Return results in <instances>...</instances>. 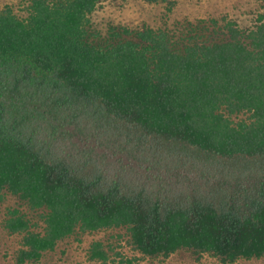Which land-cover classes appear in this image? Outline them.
I'll list each match as a JSON object with an SVG mask.
<instances>
[{"label":"trees","instance_id":"trees-1","mask_svg":"<svg viewBox=\"0 0 264 264\" xmlns=\"http://www.w3.org/2000/svg\"><path fill=\"white\" fill-rule=\"evenodd\" d=\"M20 1L27 17L0 9V203L18 199L3 221L23 236L15 264L123 229L148 261L264 257V4L246 25L225 14L104 34L93 14L127 0ZM116 250L94 241L90 259L139 260Z\"/></svg>","mask_w":264,"mask_h":264},{"label":"rangeland","instance_id":"rangeland-1","mask_svg":"<svg viewBox=\"0 0 264 264\" xmlns=\"http://www.w3.org/2000/svg\"><path fill=\"white\" fill-rule=\"evenodd\" d=\"M7 4L15 7L20 17H27V4L20 0H0V9ZM264 4L263 0H178L173 12H168L167 4H149L145 0H127L123 3L106 2L92 16L93 26L106 34L110 26L140 25L147 23L155 28H175L178 22L185 19L196 20L203 17H219L225 14L238 19L243 25L252 22L256 13ZM249 116V115H248ZM245 114L235 115L233 119L238 122L248 119ZM18 199L9 194L5 203H0V264H15L17 251L21 248L23 236L11 234L3 227L6 209L14 206ZM25 210H28L25 208ZM33 218V212L29 211ZM121 234L119 240L117 235ZM126 230H107L92 234H78L60 243L53 252L46 253L40 262L30 264H103L90 259V247L94 241L100 240L105 246H117L125 258H139L134 264H223L220 259L206 255L197 259L188 251H180L166 261L160 259L150 260L141 253L135 252L128 244ZM119 260V259H117ZM109 264H121L109 263ZM232 264H264V257L243 259Z\"/></svg>","mask_w":264,"mask_h":264},{"label":"bare ground","instance_id":"bare-ground-1","mask_svg":"<svg viewBox=\"0 0 264 264\" xmlns=\"http://www.w3.org/2000/svg\"><path fill=\"white\" fill-rule=\"evenodd\" d=\"M250 112V111H249ZM242 114V113H241ZM248 116V115H247ZM250 117V116H249Z\"/></svg>","mask_w":264,"mask_h":264},{"label":"clouds","instance_id":"clouds-1","mask_svg":"<svg viewBox=\"0 0 264 264\" xmlns=\"http://www.w3.org/2000/svg\"><path fill=\"white\" fill-rule=\"evenodd\" d=\"M241 115V114H240Z\"/></svg>","mask_w":264,"mask_h":264}]
</instances>
